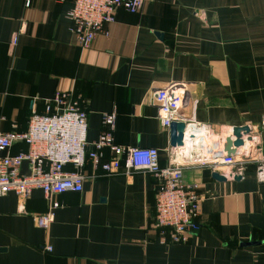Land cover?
Returning <instances> with one entry per match:
<instances>
[{
    "label": "crops",
    "instance_id": "crops-1",
    "mask_svg": "<svg viewBox=\"0 0 264 264\" xmlns=\"http://www.w3.org/2000/svg\"><path fill=\"white\" fill-rule=\"evenodd\" d=\"M29 1L0 0V134L25 132L32 111L69 92L87 114L88 148L102 115L115 113L114 144L155 149L165 166L170 135L151 94L174 83L189 89L183 118L195 127L180 154L210 161L234 127H250L252 141L219 171L243 168L239 182H216L197 160L183 169L202 197L186 245L159 244L151 174L104 176L88 163L80 193L33 190L24 206L0 197V264H264V0H146L136 14L119 10L85 50L69 33L70 0ZM52 203L49 226L38 227L33 217Z\"/></svg>",
    "mask_w": 264,
    "mask_h": 264
},
{
    "label": "built area",
    "instance_id": "built-area-1",
    "mask_svg": "<svg viewBox=\"0 0 264 264\" xmlns=\"http://www.w3.org/2000/svg\"><path fill=\"white\" fill-rule=\"evenodd\" d=\"M145 2L70 0L71 8L67 12L69 33L81 50L88 49L99 33L108 35L106 27L115 22L119 10L133 15ZM29 6L30 1L26 0L25 7ZM16 41L14 36L12 44L15 45ZM188 99L189 89L183 84L172 83L151 94L162 128L169 130L172 123H183L185 135L188 127L194 131L195 127L183 118ZM115 119V113L102 115V131L88 148L86 112L72 93L57 91L51 100L46 101L42 114L32 111L25 132L0 134V197L14 193L24 206L33 190L42 191L45 197L80 193L86 178L84 168L88 163L95 173L100 171L104 176L116 175L122 170L125 173L147 171L159 183L154 203V226L159 233V244L164 247L186 245L197 229L198 206L202 197L197 192V185L184 183L183 169L197 160L198 164L209 165L213 173L220 175L221 169L236 166L235 157H226L220 151L206 161L202 156L193 158L189 152L180 154L191 146L183 140L182 148L169 149V160L161 166L155 149L122 148L114 144ZM16 144L24 145L26 150L10 154V149ZM105 150L110 153L107 160L104 159ZM24 163L28 166L27 175L21 174ZM242 169L220 176L233 179ZM58 207L57 203H52L50 211L33 217V222L46 229L52 220V211Z\"/></svg>",
    "mask_w": 264,
    "mask_h": 264
},
{
    "label": "water",
    "instance_id": "water-1",
    "mask_svg": "<svg viewBox=\"0 0 264 264\" xmlns=\"http://www.w3.org/2000/svg\"><path fill=\"white\" fill-rule=\"evenodd\" d=\"M185 124L183 123H172L169 127L170 135V146L172 148H182L183 140L190 142L193 146L195 145V139L193 136L189 137L185 135ZM251 128L248 126L243 127H234L230 134L224 139L222 144V152L226 157H236L240 148H243L245 145L244 138L247 142L252 141L251 137ZM264 172V171H262ZM211 178L216 182H225L227 181L224 177L212 173ZM242 180V173L238 176H235L231 181L239 182Z\"/></svg>",
    "mask_w": 264,
    "mask_h": 264
}]
</instances>
